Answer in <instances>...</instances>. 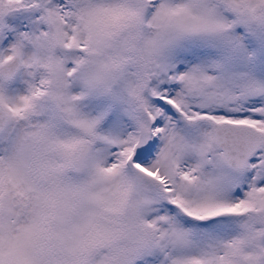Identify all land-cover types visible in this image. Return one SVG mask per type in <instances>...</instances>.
Returning <instances> with one entry per match:
<instances>
[{"label":"snow or ice","instance_id":"snow-or-ice-1","mask_svg":"<svg viewBox=\"0 0 264 264\" xmlns=\"http://www.w3.org/2000/svg\"><path fill=\"white\" fill-rule=\"evenodd\" d=\"M0 264H264V0H0Z\"/></svg>","mask_w":264,"mask_h":264}]
</instances>
